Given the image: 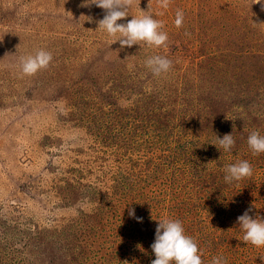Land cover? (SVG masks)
Instances as JSON below:
<instances>
[{"label":"rangeland","instance_id":"obj_1","mask_svg":"<svg viewBox=\"0 0 264 264\" xmlns=\"http://www.w3.org/2000/svg\"><path fill=\"white\" fill-rule=\"evenodd\" d=\"M83 2L0 0V264H151L164 218L203 264H264L237 219H264V153L247 142L264 136L261 4L135 0L118 23L153 15L165 49L111 45L105 10ZM39 50L50 66L23 75L20 58ZM156 55L173 62L159 77L146 65ZM225 134L229 152L212 144ZM244 160L253 176L226 183Z\"/></svg>","mask_w":264,"mask_h":264},{"label":"clouds","instance_id":"obj_2","mask_svg":"<svg viewBox=\"0 0 264 264\" xmlns=\"http://www.w3.org/2000/svg\"><path fill=\"white\" fill-rule=\"evenodd\" d=\"M134 2L135 0H84L81 7L96 5L105 10L106 14L98 22L97 29L106 31L110 37H114L111 45L119 41L121 48L125 46L132 47L136 44L142 46L146 43L150 47H164L166 49L168 47V34L163 31L164 23L154 19L153 15H144L140 18L134 16L126 24L118 23L130 14L129 9L132 8ZM157 2L161 8L168 9L171 0H157ZM254 3L261 4L262 10H264L262 0H254ZM87 20H91V17H88ZM183 21V11L177 10L176 27H182ZM52 61L53 55L51 52L39 50L35 55L21 57L19 66L23 75L34 76L39 71L47 69ZM146 65L155 76L159 77L171 70L173 62L164 56L156 55L149 58ZM247 142L253 155L264 153V136H261L259 132L253 131ZM235 143L232 134H225L223 138L218 137V143L212 144H215L218 149L224 152H229L235 147ZM225 172L224 180L226 183L231 184L233 181L251 178L254 170L252 165L244 160L226 166ZM249 211L251 209L246 210L243 215L237 218L238 224L244 232L242 241L257 248L264 247V219L259 217L254 219L249 215ZM129 216L139 222L143 221L142 217L136 216L135 209L129 210ZM157 220L159 223L156 228L155 242L151 245L156 258L151 261V264H203L198 244L192 237L185 234V229L179 220L167 218ZM212 264H227V260L224 257H214Z\"/></svg>","mask_w":264,"mask_h":264},{"label":"trees","instance_id":"obj_3","mask_svg":"<svg viewBox=\"0 0 264 264\" xmlns=\"http://www.w3.org/2000/svg\"><path fill=\"white\" fill-rule=\"evenodd\" d=\"M167 153H168V152H167ZM169 155H170V156H177L178 154H177L176 151H175V152H169ZM167 162H168V161H167ZM163 163H166V161H163ZM163 163H162V164H163ZM127 175L129 176L130 173H128ZM138 177H139V176H138ZM124 193H125V192H124Z\"/></svg>","mask_w":264,"mask_h":264}]
</instances>
